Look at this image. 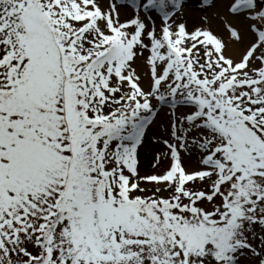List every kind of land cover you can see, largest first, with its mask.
I'll use <instances>...</instances> for the list:
<instances>
[{
  "label": "snow or ice",
  "instance_id": "snow-or-ice-1",
  "mask_svg": "<svg viewBox=\"0 0 264 264\" xmlns=\"http://www.w3.org/2000/svg\"><path fill=\"white\" fill-rule=\"evenodd\" d=\"M194 7L0 0V264H264V0Z\"/></svg>",
  "mask_w": 264,
  "mask_h": 264
},
{
  "label": "bare ground",
  "instance_id": "bare-ground-1",
  "mask_svg": "<svg viewBox=\"0 0 264 264\" xmlns=\"http://www.w3.org/2000/svg\"><path fill=\"white\" fill-rule=\"evenodd\" d=\"M120 11H121L122 20L125 18H129L132 15V11L127 10L126 8H121ZM141 16H143V14H141ZM186 16L188 17V19H192L194 21L190 25L191 30L193 29L194 26L210 28L214 32V34H217L218 36H223L225 39H227V34L224 31L223 25L221 24L220 20L209 18L207 22H202V24H200L198 22H195V20L198 21L202 17V14L199 11L196 10L192 11L191 9L186 13ZM159 25L160 22L157 21V26L159 27Z\"/></svg>",
  "mask_w": 264,
  "mask_h": 264
},
{
  "label": "rangeland",
  "instance_id": "rangeland-1",
  "mask_svg": "<svg viewBox=\"0 0 264 264\" xmlns=\"http://www.w3.org/2000/svg\"><path fill=\"white\" fill-rule=\"evenodd\" d=\"M197 2V0H190V9L192 10V11H194V10H196L195 9V7H194V5H195V3ZM196 11H198V10H196ZM154 15V16H153ZM152 16H153V18L156 20V22H157V20H158V16L157 15H155L154 13L152 14ZM201 17V16H200ZM198 19H199V17H198ZM186 22H187V27H188V29L189 30H191L190 29V25H191V23L192 22H194L192 19H188V17L186 16ZM195 22H198V23H200V24H202V19L200 18L198 21H196L195 20ZM194 24H196V23H194Z\"/></svg>",
  "mask_w": 264,
  "mask_h": 264
}]
</instances>
